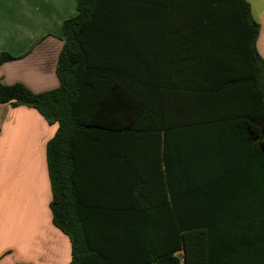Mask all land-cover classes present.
<instances>
[{
	"label": "trees",
	"instance_id": "1",
	"mask_svg": "<svg viewBox=\"0 0 264 264\" xmlns=\"http://www.w3.org/2000/svg\"><path fill=\"white\" fill-rule=\"evenodd\" d=\"M57 88L0 81L46 146L69 264H264V60L246 0H77ZM18 59L0 53V66Z\"/></svg>",
	"mask_w": 264,
	"mask_h": 264
},
{
	"label": "crops",
	"instance_id": "2",
	"mask_svg": "<svg viewBox=\"0 0 264 264\" xmlns=\"http://www.w3.org/2000/svg\"><path fill=\"white\" fill-rule=\"evenodd\" d=\"M259 24L264 60V0H246ZM77 0H0V53L18 59L0 66V81L40 93L58 87L56 65L63 22ZM35 109L0 104V264H69L70 238L52 221L46 146L57 132Z\"/></svg>",
	"mask_w": 264,
	"mask_h": 264
}]
</instances>
